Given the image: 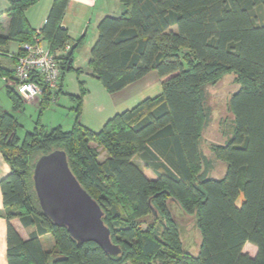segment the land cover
Listing matches in <instances>:
<instances>
[{"label": "trees", "instance_id": "16d2710c", "mask_svg": "<svg viewBox=\"0 0 264 264\" xmlns=\"http://www.w3.org/2000/svg\"><path fill=\"white\" fill-rule=\"evenodd\" d=\"M69 1L54 0L43 26L34 29L26 10L38 0H9L0 55L8 53L3 48L10 41L22 48L40 37L57 54L63 77L81 42L72 44L63 26ZM120 2L123 12L105 15L97 25L91 74L116 93L156 71L161 93L115 114L99 131L80 123L82 95L70 94L77 102L72 129H47L39 119L20 136L15 113L25 101L6 86L13 105L0 111V152L11 171L0 186L9 264H264V0ZM74 44L68 56L64 50ZM230 71L241 86L230 99L232 135L212 145L216 158L226 163L223 177L215 178L205 174L200 147L206 123L203 88ZM37 106L42 114L51 104L45 97ZM56 149L66 152L72 172L101 206L119 253L96 242L78 244L67 227L43 213L34 167ZM101 151L107 154L102 161ZM136 156L154 178L146 176ZM177 205L196 218L197 254L184 248ZM15 218L33 228L27 239L12 224ZM48 234L52 248L43 241ZM247 243L257 247L255 256L244 252Z\"/></svg>", "mask_w": 264, "mask_h": 264}, {"label": "rangeland", "instance_id": "374dc122", "mask_svg": "<svg viewBox=\"0 0 264 264\" xmlns=\"http://www.w3.org/2000/svg\"><path fill=\"white\" fill-rule=\"evenodd\" d=\"M124 7L120 0H87L82 7H74L67 15V21L71 26L72 44L81 40L72 56V69L64 73L65 94L61 96V102L51 105L45 109L42 114L38 106L25 102L21 111L15 113L21 122V128L18 133L23 136L25 131L32 130L39 119L47 129L61 126L64 130H70L76 123V106L77 102L70 99L67 91H77L82 95L80 123L99 131L105 122L115 114L114 105L116 99L113 93H110L103 86L101 81L88 71L89 61L91 58V49L95 43L98 31L97 25L103 18L105 12L121 14ZM79 9V10H78ZM121 9V11H120ZM11 54V52L6 53ZM81 69V70H78ZM241 84L237 74L233 71L222 75L216 82L208 83L203 88L204 106L206 111V123L202 131L200 140L201 152L204 157L205 174L215 178L223 177L226 170V163L218 160L215 156L212 145L224 144L231 137L234 129V115L230 108V99L232 95L239 90ZM0 108L11 111L12 101L5 92L4 86H0ZM92 146H96L92 143ZM106 152L101 151L99 160L106 158ZM135 162L141 164L144 173L150 178L155 175L152 170L145 168L140 157H135ZM243 197H240L239 202ZM174 215L181 227V238L184 248L197 254L199 252L201 233L196 224L195 216L185 215L179 206H174ZM33 228L22 230L25 235L29 234ZM46 248H52L54 238L51 234L43 238ZM247 248L252 247L247 244ZM132 264V263H128Z\"/></svg>", "mask_w": 264, "mask_h": 264}, {"label": "water", "instance_id": "95a60500", "mask_svg": "<svg viewBox=\"0 0 264 264\" xmlns=\"http://www.w3.org/2000/svg\"><path fill=\"white\" fill-rule=\"evenodd\" d=\"M33 179L43 213L55 224L67 227L78 244L96 242L109 253L120 252L111 240L101 206L72 172L64 150L56 149L41 156L35 164Z\"/></svg>", "mask_w": 264, "mask_h": 264}, {"label": "crops", "instance_id": "0c3cea01", "mask_svg": "<svg viewBox=\"0 0 264 264\" xmlns=\"http://www.w3.org/2000/svg\"><path fill=\"white\" fill-rule=\"evenodd\" d=\"M53 1L54 0H38V2L35 5L31 6L30 8H28L26 10V17H27L29 24L32 28L39 29L43 26V24L45 23V20L48 16V13H49V10L51 8ZM86 2H87V0H70L69 4L67 6V9H66V12H65V15L63 18V26L68 29L72 39H74L72 36V32H74V31L71 30V26L69 25V23L67 21V15L69 14V12L72 8L78 7V6L82 7V4H84ZM9 7H10L9 0H0V32L4 31L7 24H8V16L5 14V12H6V10H8ZM120 8H122V7H120ZM105 11H107V10L104 9L102 13H105V14H102V15H104V16L108 15V14L112 15L110 12L108 13ZM120 11H121V9H120ZM122 11H123V8H122ZM113 15H116V14H113ZM117 15H119V14H117ZM20 48H21V44L15 42V41H10V42H8V44L3 49L7 52L18 53ZM61 53L62 52H58V54H61ZM15 63H16L15 58L7 56V55H0V68L3 71H5L6 73H11V75H2V73L0 72V86L3 85L4 88H6V86H8L6 84L4 78L5 77L11 78L13 76L12 73H13V69L15 67ZM88 73L89 74L91 73L90 69H89ZM63 77H64V75H63ZM63 77H62V79H63L62 81L64 82ZM161 84H162V79L158 75V73L156 71H151L147 75H145L143 78H141L138 81L128 85L127 87H125L121 91L113 93L114 97L116 99V102L114 105V111H115L114 113L117 114L119 112H123L127 109H130V108L134 107L135 105H137L142 100H144L145 98L157 96L158 94L161 93V90H162ZM5 92H6V90H5ZM67 93H68V96L70 94L76 95V96L80 95L79 93H77V91H73V92L67 91ZM63 94H65L64 83H63V93L59 96L58 103L61 102V96ZM12 105H13V103H12ZM11 110H12V108H11ZM0 111H9V110H2L0 108ZM76 118H77V116H76ZM79 121H80V119H79ZM10 171H11L10 165L6 162V160L4 159V156L0 152V181L4 176L8 175L10 173ZM5 212H6V210H5V207L3 204V196H2L1 186H0V264H9L8 255H7V248H8L7 226H8V222H7ZM12 224L15 226V228L18 230V232L20 233V235L24 239L28 238L29 234L25 235L22 231L24 229L27 230V228H25L22 225V223L20 222V220L18 218L13 219ZM247 244H251V243H247ZM247 244L244 247V252L249 253L251 256H255L257 253V247L255 245L251 244L252 247H250L246 250V248L248 246Z\"/></svg>", "mask_w": 264, "mask_h": 264}, {"label": "built area", "instance_id": "2783aa9c", "mask_svg": "<svg viewBox=\"0 0 264 264\" xmlns=\"http://www.w3.org/2000/svg\"><path fill=\"white\" fill-rule=\"evenodd\" d=\"M39 33V30H38ZM71 48L67 45L64 52ZM22 53L8 54L15 58L11 78L4 80L25 101L38 105L47 97L50 104H57L62 94L61 61L50 51L48 43L40 37L22 45Z\"/></svg>", "mask_w": 264, "mask_h": 264}]
</instances>
